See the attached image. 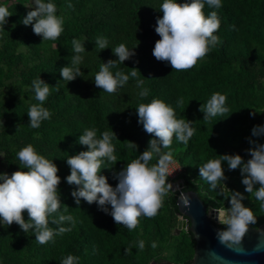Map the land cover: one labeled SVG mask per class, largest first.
Segmentation results:
<instances>
[{
  "label": "trees",
  "instance_id": "trees-1",
  "mask_svg": "<svg viewBox=\"0 0 264 264\" xmlns=\"http://www.w3.org/2000/svg\"><path fill=\"white\" fill-rule=\"evenodd\" d=\"M8 2L2 0L0 3L12 13L4 30H0V82L7 95L0 102V121L8 122L10 135L0 140L2 161L6 166L0 173L11 175L23 170L17 153L32 144L38 154L53 160L59 168L60 211L72 215L76 224L70 232L55 236L54 242L43 245L36 242L34 231L26 234L16 224L8 228L5 225L4 232H0V264H61L69 254L78 257L79 264H135L131 248H138L139 240L145 242L144 250L152 252V243L157 244L162 233L155 217H141L138 227L129 230L117 225L96 203L89 205L82 200L78 208L71 196L75 186L68 185L65 180L70 174L66 163L68 156L87 151L85 146L78 144L79 135L86 128H95L100 138L102 132L111 129L118 139L112 141L116 161H105L101 174L115 187L118 181L114 173L142 154L153 138L138 123L135 111L140 103H150L152 99H161L173 107L178 119L194 122L192 127L196 131L187 145L174 138L171 148L163 151H172L173 158L180 163L178 178L183 184L182 192L194 191L206 208L219 207L229 193L225 192L222 197L219 189L212 190L208 182L200 178L199 167L219 155H232L223 152L226 145L246 161L250 158L246 152L250 141L255 139L264 144V135H252V127L264 122V0H221L219 9L206 5L205 15L217 11L220 18L221 26L214 33L220 43L188 71H172L170 65L158 62L152 55L155 42L160 39L155 26L157 18L163 15L160 12L163 0H52L57 6V15L64 18V31L57 40L44 42L33 33L31 26L21 23L32 3L27 0ZM101 36L108 39L109 49L101 51L95 47L96 38ZM145 38L148 39L146 51L141 53ZM73 39L85 44L87 52L82 54L84 60L80 65L84 77L67 84L62 81L60 69L70 64V56L74 54ZM121 43L129 50L135 48V55L119 65V69L130 75L129 69L136 68L140 72L136 79L146 78L144 87L149 89V95L144 99L139 98L140 89L136 88V79L131 76L129 82L112 95L95 87L94 76L100 63L117 59L111 49ZM21 44L24 52L16 55ZM39 69L49 74L42 80L52 87L58 83V88L50 90L43 105L52 113L51 118L33 129L27 126L26 114L30 104L37 103L31 91L32 81L18 83V77L20 73L31 74ZM117 70L112 69L113 73ZM216 92L227 96L229 112L203 121L199 108ZM180 98L184 104L177 107L176 101ZM252 111L256 112L254 117L250 115ZM18 126L23 127L17 130ZM125 141L134 142L138 150ZM223 168L230 190L239 192L237 186L244 187L239 170L229 171L226 162ZM242 194L246 199L252 197L245 190ZM177 199L178 193L167 195L164 204L171 214L181 216L175 204ZM63 204L68 206L66 210ZM253 217L254 222L249 226L264 223V213L260 210L253 212ZM24 219L28 220L26 212ZM62 226L71 227L68 223ZM217 226L222 229V225ZM50 227L57 225L50 224ZM185 234L190 255L179 253L165 261L163 257L147 253L144 263H191L194 240L188 228ZM125 249L129 250L127 254Z\"/></svg>",
  "mask_w": 264,
  "mask_h": 264
},
{
  "label": "clouds",
  "instance_id": "clouds-1",
  "mask_svg": "<svg viewBox=\"0 0 264 264\" xmlns=\"http://www.w3.org/2000/svg\"><path fill=\"white\" fill-rule=\"evenodd\" d=\"M206 5L219 9L222 2L185 0L179 3L177 0H163L160 6L163 15L157 18L155 26V33L160 39L155 42L152 50V55L158 62L170 65L172 71H188L220 43V38L214 34L221 26L220 18L217 11L205 15ZM11 16L8 7L0 5V30H4ZM21 23L31 26L33 33L42 37L43 42L57 40L64 31V18L57 15V6L52 0H32V7ZM71 43L74 54L70 56V64L60 69L62 81L67 84L77 77H84L80 65L84 60L82 54L87 52L85 44L80 40L73 39ZM108 44V39L102 36L95 40V47L101 51L109 49ZM134 49L129 50L123 43L111 49L117 59L100 63L99 71L94 76L95 87L112 95L129 82L130 76L136 79L138 69H129L130 75L119 69V65H123L135 55ZM114 68L118 69L115 73L112 71ZM145 79H136L135 86L140 89L138 96L141 99L149 95V89L144 87ZM53 88H58V83L52 87L41 77L32 81L31 91L34 92L37 103H31L29 106L26 113L29 119L27 126L39 128L43 121L51 118L52 113L43 105ZM226 101V95L213 93L199 108L203 113V121L228 113ZM183 104V98L176 101L177 107H182ZM135 111L138 123L153 138L149 140L142 154L114 173V179L118 181L115 187L101 174L105 161H116V149L112 141L113 138L117 139V136L111 129L102 132L100 138L97 137L95 128H86L83 134L79 135L77 142L85 146L87 151L68 156L66 163L70 174L65 178L68 185L75 186L71 196L78 208L82 200L89 205L96 203L117 225L129 230L138 227L141 217H155L163 206L164 198L173 189V185L168 182L173 174L170 167L175 163L173 153L163 150L171 148L174 138L187 145L196 131L192 127L194 122L186 118L178 119L175 109L161 99L140 103ZM250 115L254 117L256 112L252 111ZM21 127L23 126H18L17 130ZM252 135H264V125L254 126ZM125 142L138 150V145L134 142ZM250 144L252 147L246 150L250 158L246 161L239 154H225L210 159L199 167L200 178L207 181L212 190L219 189L218 194L222 197L226 190L231 191V198L227 201L230 207L212 210L218 213L216 219L222 225V230L217 232V238L220 244L229 248L240 244L248 230L247 226L254 222V217L252 211L243 204L245 196L228 189L223 168L225 162L229 171L239 170L245 192L253 195L261 202L260 207L264 208V144L256 141H250ZM0 157H3V154H0ZM154 157L157 162L150 164ZM17 158L23 170L15 171L11 175L0 173V225H7L8 228L16 224L26 234L32 230L36 242L41 245L54 242L55 236L70 232L76 224L72 215H65L60 211L62 202L59 168L53 160L38 154L32 144L21 148ZM181 202L185 207L190 205L189 198L183 194ZM63 206L65 210L68 208L67 205ZM25 212L27 221L24 219ZM50 217L53 218L50 220ZM65 223L71 227L62 226ZM50 224L57 227L52 228ZM137 246L143 251L145 242L139 240ZM156 247V242H153L152 248ZM260 250L259 247L256 249ZM128 251L125 249L126 254ZM61 264H79V258L69 254L61 260Z\"/></svg>",
  "mask_w": 264,
  "mask_h": 264
},
{
  "label": "water",
  "instance_id": "water-1",
  "mask_svg": "<svg viewBox=\"0 0 264 264\" xmlns=\"http://www.w3.org/2000/svg\"><path fill=\"white\" fill-rule=\"evenodd\" d=\"M179 195L175 204L184 218L178 220L177 230L188 228L194 240L189 264H264V224L257 228L248 225L240 244L229 248L220 244L217 232L222 229L210 219L197 194L194 191L183 193L190 200L188 207L181 202L182 194ZM211 215L216 218L217 213L211 211ZM258 247L260 251H256Z\"/></svg>",
  "mask_w": 264,
  "mask_h": 264
},
{
  "label": "rangeland",
  "instance_id": "rangeland-1",
  "mask_svg": "<svg viewBox=\"0 0 264 264\" xmlns=\"http://www.w3.org/2000/svg\"><path fill=\"white\" fill-rule=\"evenodd\" d=\"M29 3H32V0H27ZM2 2V0H0V3ZM15 0H9L8 4L10 3H14ZM148 43V39H144L142 40L141 43V53H144L146 51V46ZM18 51H16V55H18L20 52H24V46L21 44L19 46V48L17 49ZM23 60V58H22ZM49 76V74L43 70V69H39L37 72L35 73H31V74H23L20 73L19 77H18V83H22V84H26L29 81H33L34 79H36L37 77H41V79H46ZM7 98L6 92H5V87L3 86V84L0 82V102H3L5 99ZM262 123L260 125H264V122L261 121ZM254 127V126H253ZM252 127V128H253ZM10 135V127L8 126V122H1L0 121V140L8 138ZM253 141H256L255 139ZM249 147H252V145L250 144ZM230 147L226 145V147H223V152L224 153H231L232 155L234 154H238L236 152H234L233 149H229ZM0 154H2L0 152ZM3 157H0V172L5 170L6 166L3 163ZM175 163L173 165H171L170 169L173 171V174H177L178 176L181 173V166L180 163L178 162V160L174 159ZM157 162L156 158L154 157V159L152 160L151 164H155ZM175 181H179V178H175L172 183H174ZM228 189L229 185L227 180L225 181ZM237 186V185H236ZM238 189H240V193H242V191H244V187H240L237 186ZM258 187V185H257ZM225 192H228L229 194H227L226 198L220 203L219 207H208L207 208V214L210 217V219L218 224L217 219L214 218L211 215V211L213 209H224L226 207H230V204L227 202L228 199L231 198V192L226 190ZM260 201H257L255 199V197L252 195V197L250 198H245L243 200V204L245 207L249 208L252 213L253 212H257L258 210H260V212L264 213V208L260 207ZM184 217H180V216H176L170 213V211L167 210L166 205L163 203V206L161 207V209L158 211V214L155 216V219L159 222L160 227H161V239L160 241L157 243V247L152 249L151 251H146L143 249V251L139 250V248H131V253L136 257V262L135 264H157L154 261H149L148 263H144L146 258H147V253H151L154 257L160 256L163 257L165 259V261H167V259L171 258L173 255L182 253L185 255H190V246L187 243V236L185 234L186 229H181V230H177V223L178 220L183 219ZM264 224V223H262ZM261 225V224H260ZM5 226V225H4ZM4 226L0 225V232H4ZM259 226V225H258ZM257 226V227H258ZM255 227V228H257ZM189 252V253H188ZM1 254L2 251L0 250V258H1ZM193 257V254H191ZM191 257V258H192ZM192 261V260H191Z\"/></svg>",
  "mask_w": 264,
  "mask_h": 264
},
{
  "label": "built area",
  "instance_id": "built-area-1",
  "mask_svg": "<svg viewBox=\"0 0 264 264\" xmlns=\"http://www.w3.org/2000/svg\"><path fill=\"white\" fill-rule=\"evenodd\" d=\"M170 172L173 173V171L170 169ZM178 175L175 173V174H172L170 177H169V183H171L173 185V189L169 191L168 195L170 194H174V193H178V198H180V195L179 194H183L182 192V181L179 179V181H175L174 183H172V181L177 178ZM180 217H183V216H180ZM219 224V223H218Z\"/></svg>",
  "mask_w": 264,
  "mask_h": 264
},
{
  "label": "bare ground",
  "instance_id": "bare-ground-1",
  "mask_svg": "<svg viewBox=\"0 0 264 264\" xmlns=\"http://www.w3.org/2000/svg\"><path fill=\"white\" fill-rule=\"evenodd\" d=\"M217 215H218V213H217Z\"/></svg>",
  "mask_w": 264,
  "mask_h": 264
}]
</instances>
